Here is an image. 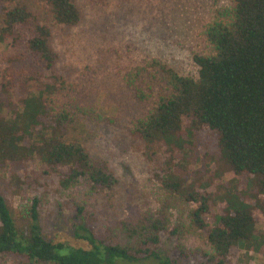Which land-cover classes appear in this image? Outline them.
Here are the masks:
<instances>
[{
	"label": "trees",
	"instance_id": "trees-1",
	"mask_svg": "<svg viewBox=\"0 0 264 264\" xmlns=\"http://www.w3.org/2000/svg\"><path fill=\"white\" fill-rule=\"evenodd\" d=\"M213 1L202 32L205 47L192 55L194 72L180 73L156 58L125 70L126 86L137 100L148 103L128 131L146 141L184 128L216 131L233 172L261 175L257 186L264 195V0ZM43 2L57 23L79 22L74 0ZM2 22L0 39L12 48L7 54L4 46L9 57L0 59V85L10 91L0 96V106H6L0 112V171L15 164L25 169L33 159L44 163L42 173L52 174L62 187L87 183L89 189H111L117 177L106 161L91 156L79 139L67 137L78 114L90 120L100 114L89 104H55L61 83L54 73L57 55L49 44L50 27L24 4L6 9ZM184 118L189 119L185 127ZM16 180L25 183L21 175ZM179 187L176 181L161 182L164 194L158 207L135 206L99 234L78 205L74 236L86 247L44 236L38 197L21 209L18 224L0 192V259L14 264H114L116 258L153 257L161 264H227L233 245L241 244L245 252L260 249L264 239L259 235L264 233L257 230L256 214L237 209L207 225L203 214L209 209L208 196L176 197ZM260 211L264 213V200ZM161 233L173 239L172 253L159 251Z\"/></svg>",
	"mask_w": 264,
	"mask_h": 264
},
{
	"label": "rangeland",
	"instance_id": "rangeland-1",
	"mask_svg": "<svg viewBox=\"0 0 264 264\" xmlns=\"http://www.w3.org/2000/svg\"><path fill=\"white\" fill-rule=\"evenodd\" d=\"M213 0H74L80 11L75 25L57 23L43 0H1L0 28L6 9L24 4L51 29L49 44L55 51L54 73L60 89L55 104H89L100 114L90 120L78 114L69 124L67 137L79 139L90 155L104 160L117 177L111 189H89L87 183L62 187L47 166L29 160L25 169L0 171V192L12 205L17 223L21 209L39 198V222L44 236L75 246H87L74 236L77 206L83 219L99 234L105 225L138 209L159 206L163 197L161 182H179L174 196L205 195L209 209L203 214L207 225H214L221 214L246 209L258 216L257 230L264 233V195L257 186V174H235L223 155L218 133L195 127L153 141L135 137L128 131L134 117L148 106L137 100L123 80L125 70L148 59H161L180 73H192L194 52L205 47L203 29ZM11 50L0 39V59ZM2 72L0 69V81ZM25 90V89H24ZM29 90V87L26 91ZM27 93V92H26ZM10 94L0 85V96ZM6 107V106H5ZM5 107L0 106L4 114ZM2 108V109H1ZM188 118L183 124L188 125ZM165 140V141H164ZM23 173L28 179L25 180ZM21 175V186L17 176ZM168 178V179H167ZM162 180V181H161ZM24 224V223H23ZM259 239H264L260 234ZM191 243L196 244V241ZM259 250L245 252L233 245L227 264H264V243ZM173 239L160 234L159 251L172 253ZM0 264H14L0 259ZM114 264H161L153 257L128 260L116 258Z\"/></svg>",
	"mask_w": 264,
	"mask_h": 264
}]
</instances>
